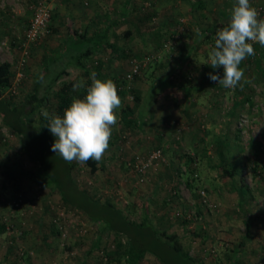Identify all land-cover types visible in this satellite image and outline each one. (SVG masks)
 Returning a JSON list of instances; mask_svg holds the SVG:
<instances>
[{
    "label": "rangeland",
    "instance_id": "1",
    "mask_svg": "<svg viewBox=\"0 0 264 264\" xmlns=\"http://www.w3.org/2000/svg\"><path fill=\"white\" fill-rule=\"evenodd\" d=\"M46 1L49 4V1ZM124 1L126 3L123 0H102L98 6L101 11L113 6L127 9L126 21H122L119 24L122 27L109 38L110 43L114 44L117 50L111 53L104 51L93 53L92 61L95 65L105 64V66L99 65L101 67L99 75L102 74V79L108 80V74L112 72L117 77L112 80L115 83L123 73H127L133 59L137 61L141 59V54H147L152 60L154 57V62L163 53L168 58L163 66L147 62L140 72L130 79L129 87L132 93L129 89V92L119 95L123 108L116 110L118 123L112 131L108 150L101 161L97 162V170L89 173L84 164L77 163L79 167L74 171V179L80 188L93 193L100 201L113 203L133 220L140 219L145 205L150 221L158 227L166 228L167 233L178 236L183 247L197 264L215 262L264 264V46L259 44L258 49H255V53L259 54V67L252 66L253 63L248 58L241 63L240 67L244 70L245 76L242 87L238 86L235 90L226 89L214 82L212 92L214 93V154L208 145L207 149L203 150L204 155L187 154L183 149L186 142L177 152L180 155L169 152L164 155L160 147L152 146L149 150L159 148L165 162L149 169L144 174L143 180L139 181L136 173L127 166V162L135 155H144L147 151L136 150L133 130L129 123H121L122 112L119 111L126 106L131 107L135 102L131 98L134 92L133 81L146 76L152 82L153 79L150 78L158 77L170 67L184 69L185 59L179 53L181 50L179 45L183 43L182 46H185V42L182 41L193 29L192 19L198 22L197 29L213 30L216 33L230 19L227 15H220L219 11L230 13L236 0H204L205 3H209L207 5L209 8L206 10L204 7L207 6H203L202 10H199L203 14L202 17L200 15L196 17V13L187 9L186 0ZM199 1L203 3V0ZM33 2L34 0H3L0 11L2 7L12 15L24 8L30 11L29 7ZM250 3L256 9L259 8L260 18H264V0H250ZM88 4L89 0H74L73 4L65 6L62 10H55V7L50 6V11L54 14V20L50 24L54 30L42 39L44 41L40 44V49L44 50V54L49 43H56L59 40L60 43L70 29L79 32L86 29L89 33L90 28L83 27L82 19V15L88 10ZM164 6L168 9L172 8L173 15L167 17L163 13ZM175 7L180 11L179 13ZM181 9L184 11L181 12ZM100 13V17L105 16L103 20H107L113 14ZM1 18L0 14V59L5 57L1 56V53L12 52V47L8 44L11 39H18L19 43L22 41L24 31L23 29L21 34L16 32L19 25L15 20L11 21L10 16L8 23ZM164 21L170 23L169 28H164ZM154 41L161 45L157 46L160 47L159 49L154 46ZM14 50L17 52L18 46ZM206 57L202 59L204 63ZM160 61L161 58L159 63ZM67 68L71 75L79 70L73 65ZM215 74L222 77L223 68H219ZM62 77L64 78V75ZM174 81L178 82L179 78L175 77ZM26 82H28L27 75L23 76L14 92L7 87L1 92V97L10 96L16 103L21 102L30 92L28 89L30 84L27 86ZM129 113H127L128 117L133 115L132 112L130 115ZM199 114L202 117L204 113ZM27 119L35 122L37 115L30 114ZM0 130L3 131L1 127ZM18 143L16 136L0 141V166L11 163L15 158L20 159V163L16 162L20 164V168L23 166H21L22 160L28 162L19 156ZM217 148L221 150L223 165L235 170L234 176L229 177L222 172L223 166L218 158ZM206 150L207 154H205ZM166 166L169 167V172L162 170L169 174L167 179L164 178L166 186H160L156 192L152 191V176L154 177ZM239 179L246 189L241 197L238 195ZM204 183L214 185V203L209 200L210 190L206 189ZM173 190L175 192H172ZM200 190L204 192L207 203L205 205L202 204L204 202H200ZM11 196L12 194L9 197ZM31 199L30 202L27 201L28 205L23 207V215L18 213L15 217V225H21V229L29 231L35 229L36 219L40 217V230L45 236L39 234L36 237L37 242L31 238L32 242L28 245H32L35 255L27 254L29 250L22 246V243L27 244L24 242L28 237L23 235L20 240L15 238L22 251V255L18 254L20 250L15 254L11 249L10 255L15 261L19 258H31L32 260L29 261L35 264H106V254L112 250L114 241L111 234L104 231L99 233L97 245L93 247L92 242L101 230L99 225L89 222L79 212L64 206L57 193L48 187H38ZM21 222L24 224L22 225ZM51 226L59 232L55 233L50 229ZM8 241L7 235L1 232L2 252L9 245ZM34 259L36 261H33ZM139 264L159 263L152 255L146 253Z\"/></svg>",
    "mask_w": 264,
    "mask_h": 264
},
{
    "label": "trees",
    "instance_id": "2",
    "mask_svg": "<svg viewBox=\"0 0 264 264\" xmlns=\"http://www.w3.org/2000/svg\"><path fill=\"white\" fill-rule=\"evenodd\" d=\"M188 3L191 5V8L199 10L203 8V3L199 0H190ZM125 9L122 14L115 12L117 20L126 21L127 9L126 11ZM219 12H221L220 15H227L230 18L229 12L223 13L222 10ZM201 14L200 16L202 17L203 14ZM53 16L54 14H51L50 20H53ZM113 25L114 21L112 20L107 23V27L97 29L93 33H90V35L86 29L81 32L70 29L66 37L62 39L57 50L52 51L49 57L47 56L43 59L40 71L35 75L33 83L30 86V92L18 103L13 101L10 96L1 97V92L9 86L13 75V69L9 64L1 62L0 127H5L7 133L17 137L19 156L37 165L38 187L50 188L51 191L57 193L64 206L74 209L83 215L86 220L101 227V230L96 234V238L92 242L93 247H96L99 233L102 231L112 235L114 241L112 250L106 254V264H139L146 253L152 255L159 264H197L183 247L178 236L167 233L166 228L158 227L150 221L145 205H143L142 216L139 220L129 218L125 211L113 203L100 201L93 193L80 188L74 179V171L79 167L78 164L76 162H72L71 164L66 163L58 154H55L51 150L55 137L45 127L48 121L42 115L41 110L46 109L50 114L63 116L64 110L70 106L74 98H83L85 90L73 91V85L76 83L75 79L61 81L60 78L67 74L66 67L71 64L82 71L88 69L87 64L89 62L93 68H100V64L95 65L93 63V55L91 56V54L92 52L97 53L99 51L111 53L113 50H117V47L107 40L109 29ZM226 25H223V27ZM48 29L49 33L54 30L50 23L48 24ZM215 34L213 37L208 35V40H211L212 47L214 46ZM258 46L259 43L253 44L254 49H258ZM140 58L142 60L148 58V56L147 54H141ZM248 59L252 61V66L255 68L259 67L258 53H255L254 56H249ZM154 61V57L153 60L150 58L147 60V62L151 63ZM141 69H139L138 73ZM218 70L219 68L215 69L214 74ZM41 75L44 78L43 82H39ZM125 75L126 73H123L120 79L115 82L118 94L120 95L129 92V89L131 92V88L129 87L130 80L126 81ZM57 83L59 84L57 85ZM125 86H128V88H125ZM54 87L56 88L54 89ZM169 91V88H165L159 95L167 94ZM131 98L136 101L137 95L135 92H133ZM123 111L127 113L131 109L129 106H126ZM30 114L37 115L35 122L27 119V116ZM4 138V134L0 131V141L7 140ZM217 154L223 166L222 172L229 177L234 176L235 170L223 165V157L219 148H217ZM189 158H192V156H189ZM97 164L95 160H89L84 165L88 168L89 173H93L97 170ZM245 191V186L240 180L238 195L240 197L243 196ZM50 229L55 233L59 232L52 226ZM25 231L21 229L18 240L24 235ZM1 232L7 233L6 235L11 245L14 247L15 252H17L16 248L19 243L14 238L12 231H5L3 224L0 223ZM88 232H90L89 229ZM18 254L20 253L18 252ZM214 264L218 263L215 262Z\"/></svg>",
    "mask_w": 264,
    "mask_h": 264
},
{
    "label": "crops",
    "instance_id": "3",
    "mask_svg": "<svg viewBox=\"0 0 264 264\" xmlns=\"http://www.w3.org/2000/svg\"><path fill=\"white\" fill-rule=\"evenodd\" d=\"M2 1L0 0V4L2 5ZM35 1V0H34ZM49 4L47 3L49 10L50 6L55 7V10H59L62 8H65V6L68 7L69 4H73L74 0H48ZM102 0H94L92 2L89 0V4L87 6V11L84 15H82L83 19V27L90 28V33H93V31H96L97 29H102L107 27V23L114 21V25L112 28L109 29L108 38L107 40L110 42L109 38L110 35H114V33L118 32V29H120L122 26L119 24L122 22L120 20L116 19L115 11H117L119 14H122L125 8L121 9L122 7H106L102 11L98 7ZM187 3L190 0H186ZM124 3H126L123 0ZM122 2V5H123ZM203 6H207L208 4L204 2L203 0ZM28 8H24L21 11H17V14L12 15V13H9L3 9L0 11V14L2 15L1 20L5 23H8L9 16L11 17V21L15 20L16 23L19 25L17 33L21 34L23 29L26 27L28 20L31 15V6ZM117 8V9H116ZM206 10L209 8V6L204 7ZM177 10L178 9L175 7ZM187 9L193 13H196L197 15H200L201 12L197 8H191V5L188 3ZM7 10V8H6ZM182 10V9H181ZM126 11V9H125ZM184 9L181 11L183 12ZM210 11V10H209ZM110 12L109 18L106 20H103V17L101 16V13ZM163 13L166 14V16L173 15L172 8H166V6L163 7ZM50 11V16H51ZM108 16V15H106ZM193 17V15H192ZM101 18V19H100ZM54 20V18H53ZM170 20V19H169ZM52 20H50L51 22ZM70 22V20L68 19ZM49 22V23H50ZM165 22V21H164ZM212 21H210L211 23ZM2 24H4L2 22ZM196 24L198 25V22L192 19V25H191V31L187 33L182 42H185V46H182L183 43H180V54L183 57L185 68H173L170 67L167 71H163L162 74H160L158 77L150 78L153 79L152 82L147 79L145 76L136 78V80L132 83V90L137 95L136 101L131 105L130 113L132 112L133 115L129 113L130 117H128L127 113L123 111V109H120L119 111L122 112V118L121 123L123 124H130L131 129L134 133V147L137 151H148L152 146H158L163 151L164 155L166 152L171 153L173 155H180L177 152L182 149V146L186 142V146H184L183 149L186 150L185 153L187 154H195L198 156L204 155V149H207L210 147V149L213 151L212 154H214V81L209 79L208 74L212 73L214 74V70L207 66V64H204L203 58L204 56L208 55V52L211 49V40H208V35H211V37L214 36L213 30L211 31H201L197 29ZM170 27L169 22L164 23V28ZM182 38V37H181ZM42 40V39H41ZM39 42L33 46L30 47V52L28 59L26 61V65L24 68V77L27 75L28 82L27 86L32 85L33 80L35 78V75L39 73L42 61L45 57H49L50 54H52V51H56L59 44V41L56 43H49L48 46L45 48V51H47L45 54L43 53L44 50H41L40 44L43 43ZM10 46L12 47V52H6L1 53L2 57L0 59L1 62H6L9 64V66L13 69L14 63H16L17 59L19 58V49L16 52L14 50L17 46V44H20L18 42V39H11L9 41ZM154 46L157 45L154 41ZM183 47V48H182ZM178 49V48H177ZM49 51V52H48ZM51 51V52H50ZM93 55V52L91 56ZM198 56V58H196ZM161 58L162 61L159 63V59ZM155 63V65H165V60L168 58L164 54H161L160 57ZM207 58V57H206ZM203 59V60H202ZM13 60V61H12ZM112 60H114L112 58ZM202 60V61H201ZM14 62V63H13ZM158 62V63H157ZM103 64V63H100ZM72 65V64H71ZM89 65V66H88ZM70 66V65H68ZM67 66V67H68ZM74 66V65H73ZM88 69L85 71H82L79 69L77 72H75L73 75L69 73L68 68L66 67L67 74L64 75V78L61 77V81L68 80V79H75L76 82L83 79L86 81V86L91 85V74L96 71L97 78L102 79V74L100 73V68H93L92 64H87ZM102 66H105L103 64ZM189 66V67H188ZM190 68V69H189ZM104 75V74H103ZM68 77V79H66ZM114 77H116L115 73L110 72L108 74V79L113 80ZM178 77L179 81L175 82L174 78ZM60 81V80H59ZM59 83H57L58 85ZM30 86L28 89H30ZM56 87H54L55 89ZM165 88H169V92L167 94L159 95L161 91H164ZM25 90V89H24ZM80 91H83L84 89H79ZM120 95V94H118ZM125 107V106H124ZM123 108V107H121ZM46 110V109H45ZM199 113H204L202 117H200ZM208 151H205V154H207ZM211 154V155H212ZM16 162L20 163V159L15 158L14 161H11L9 164H1L0 166V200L3 201L4 197L8 198L15 190L22 191L26 197V202H30L33 196V193H36L38 190L37 185V178H38V172H37V165H32V163L25 162L22 160L21 166L19 167ZM1 163V162H0ZM35 166V167H34ZM160 169V168H159ZM165 169V172H169V167H163L161 171L158 174H155L154 177L152 176V191L156 192L160 186L165 187L166 183H164V180L167 179L169 176L168 173L163 172L162 170ZM171 173H173L172 170H170ZM168 174V176H167ZM165 178V179H164ZM204 186L209 188L210 194L209 197L213 203H214V185H207L204 183ZM208 190V189H207ZM172 192H175L174 190ZM35 197V196H34ZM164 200V199H163ZM0 201V214L2 213L4 209L3 202ZM28 205V204H26ZM35 223V229L27 230L24 233L25 237H28L25 239V244L22 243V246L26 250L31 251L32 254L35 255V251L32 248L31 244L32 240L34 239V242H37V238L39 234L42 235V232L40 230L41 227V218L38 217L36 219ZM34 227V226H33ZM5 233V232H3ZM90 233V232H89ZM7 234V233H5ZM2 236V235H1ZM45 235H42L44 237ZM9 245H7L3 252H0V264H35L34 262L31 263V258L27 259H21L19 258L18 261H15L10 254L15 252L14 247L11 245L10 240L8 241ZM15 246V244H14ZM31 246V247H29ZM1 247V245H0ZM38 247V246H37ZM37 247H35L37 249ZM2 248V247H1ZM16 254V252H15ZM3 255V256H2ZM7 257V258H6ZM34 258V256L32 257ZM30 259V261H29ZM2 261V262H1ZM33 261H36L35 259Z\"/></svg>",
    "mask_w": 264,
    "mask_h": 264
},
{
    "label": "clouds",
    "instance_id": "4",
    "mask_svg": "<svg viewBox=\"0 0 264 264\" xmlns=\"http://www.w3.org/2000/svg\"><path fill=\"white\" fill-rule=\"evenodd\" d=\"M254 43L264 46V18H260L250 0H236L227 25L217 30L214 46L204 63L213 69L222 67L223 75L209 73V79L226 89L242 87L245 76L240 65L255 55ZM43 79L41 75L39 82ZM90 79V86L83 79L73 85V91L84 89L85 95L74 98L63 116L41 110L48 121L45 127L55 137L51 150L69 164L100 162L118 123L116 110L122 101L115 83L111 79H98L95 72Z\"/></svg>",
    "mask_w": 264,
    "mask_h": 264
},
{
    "label": "built area",
    "instance_id": "5",
    "mask_svg": "<svg viewBox=\"0 0 264 264\" xmlns=\"http://www.w3.org/2000/svg\"><path fill=\"white\" fill-rule=\"evenodd\" d=\"M257 11L260 13L259 8H257ZM49 21L50 10L47 3L45 0H35L31 5V15L26 27L24 28L22 41L18 46L19 58L13 65V75L8 86V90L14 92L15 87L18 86L20 80L23 78L26 59L29 56L30 47L39 43L41 39L45 38L49 34ZM148 58L139 61L133 59L131 61L130 68L124 77L126 81L130 80L133 75L138 73L140 68L145 66ZM125 88H128V86H125ZM1 128L3 131H0L4 134V139L8 140L11 135L7 133L5 127ZM164 162L165 158L161 150L159 148H154L147 151L144 155H135L127 162V166L136 173L138 180L142 181L144 174L149 169L163 164ZM199 192L201 199L200 202H204L202 203L204 205L207 204L205 203L206 199L203 194L204 192L202 190ZM3 204L4 212L0 215V221L3 224L5 231H12L14 238L17 239L21 234V225H15V217L17 216V213L23 215V207L27 206L26 204H28V202H26V197L22 191H15L11 197L3 200ZM209 206L208 208H211ZM21 224L23 225L24 223L21 222ZM61 235H63V233H61ZM17 250H20V254L22 253L20 247H17L16 251ZM29 254H31V251Z\"/></svg>",
    "mask_w": 264,
    "mask_h": 264
}]
</instances>
